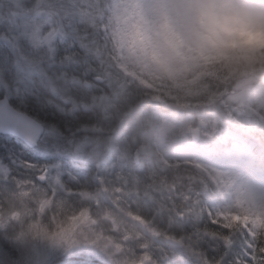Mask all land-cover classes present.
I'll return each instance as SVG.
<instances>
[{
    "label": "trees",
    "instance_id": "16d2710c",
    "mask_svg": "<svg viewBox=\"0 0 264 264\" xmlns=\"http://www.w3.org/2000/svg\"><path fill=\"white\" fill-rule=\"evenodd\" d=\"M113 1L54 0L52 8L58 14L56 19L63 20L59 25L60 32L55 40L54 55L47 74L51 80L63 82L60 87H63L62 91L69 102L64 103V97L60 93L52 92L49 83L43 78L21 72L16 75L14 69H10V74L8 71L10 65L2 66L1 61L0 95L6 89L13 97L18 93L23 95L25 90H29L32 96L38 97L37 99L30 97L28 106L19 110L47 121L62 134L58 141L52 140L51 145L54 147L64 146L65 140L89 138L95 143L102 142L105 146L111 143L113 150H120L122 138L128 136L130 161L121 162L117 157L111 160L114 164L107 167L106 170L109 171H104L96 177L98 183L100 181L102 185L100 190L105 194L107 201H100L96 208H90L86 203L83 206L86 208L83 212H86L94 226L92 228L95 235L98 236L99 233L113 240V246L119 249L117 256L122 264L138 262L140 254L145 256L151 254L149 260L153 264L181 262L201 264L205 256L218 257L223 252L219 243L211 239L220 235L219 231H213V226L207 224L208 216L201 217V207H197L201 205L205 213L211 211L213 217L219 215L223 220L224 216L219 213H224L227 207L221 197L224 195L218 187L219 180L212 177L208 170L193 159L174 160L178 164L173 167L166 166L165 163L171 161H168L162 148L160 120L151 116L146 119L142 113L155 103L166 106L170 111L184 114L191 124H199L203 132L212 135L211 137H215L217 141L221 138L222 132L228 131L242 136L245 144L250 145L257 152V156H264V122L257 118L261 110L258 109L255 100L247 103L230 99L236 92L235 88L213 89L214 91L206 98L189 97L179 100L172 99V94L166 96L164 90L149 91L148 88L140 86L138 80L142 78V72H137L134 68L142 59L124 52L123 56H119L118 46L120 45L123 51L125 48L114 39L113 31L109 27ZM66 55L74 56L75 59L65 60ZM118 63L124 64L128 73H122L117 66ZM257 68L264 70L259 66L247 68L241 74L245 76L239 77H250ZM262 74L264 75V71ZM85 81L89 83L87 87L84 85ZM2 85H7V88H2ZM46 99H52L61 108L69 109V114L65 115L54 106L45 105ZM73 108L78 110L79 119H74L70 114ZM142 109L143 112L138 119L139 127L135 128L132 122L128 130L126 122L134 112ZM206 119L210 123L206 124L204 122ZM67 123L71 124L72 131L67 129ZM10 139L17 143L19 156L24 159L22 163L32 161L40 165H49L54 159V153L53 157L48 153L41 155L21 140L14 137ZM5 140L6 136L0 135L1 154H3L1 143ZM128 163L134 167H141L135 178L131 176L130 171L125 173L128 170ZM175 181L176 185H172ZM162 187H166L165 194L159 192ZM134 192L139 193V201L132 196ZM183 195L188 201L182 200ZM1 196L0 209L3 201L4 210L6 207L12 210L15 220L18 221V218L25 215V219L17 224L21 235L34 230L35 226L39 227L38 207L30 204L35 199L40 202L39 197L31 195L21 200L17 196ZM160 203L163 204L162 207H159ZM63 204H68V209L75 208L73 210L76 213L68 215L62 213V217L69 220L82 210L80 205L76 207L78 204L74 201H63ZM232 206L240 211L238 209L240 206L236 204ZM163 207L166 208L165 212L162 211ZM4 210L0 212L2 221L7 220ZM55 214L54 217L61 215L57 212ZM248 220L249 218H246L244 222L247 223ZM41 224H46V221H41ZM148 233L155 235L150 237ZM166 238L176 239L180 243V248L168 245L165 242ZM243 240V234L236 236L235 252L243 251L241 248ZM217 248L220 250L215 251ZM185 255L186 260L183 259ZM226 259L230 260L231 255Z\"/></svg>",
    "mask_w": 264,
    "mask_h": 264
},
{
    "label": "rangeland",
    "instance_id": "374dc122",
    "mask_svg": "<svg viewBox=\"0 0 264 264\" xmlns=\"http://www.w3.org/2000/svg\"><path fill=\"white\" fill-rule=\"evenodd\" d=\"M182 3H184V0H114L109 27L113 31L114 39L124 45L125 51L122 50L120 45L118 46L119 51L128 55H137L139 59H142L140 49L151 45L155 37H161L170 42L179 41L181 30L189 22L191 14L187 9L169 7V5ZM52 7H54V0H0V61L2 66L10 65V68L8 67L10 74V69H14L16 75L21 72L32 77L43 78L49 83L52 92L60 93L64 100L69 102L62 91L63 87H60L63 82H55L47 74L54 55L55 40L60 32L59 25L63 20V18L56 19L58 14ZM117 66L122 73H128L124 64L121 63ZM255 67H258L255 59L249 57L246 67L235 70L237 77L234 88L236 92L230 96V99L249 103L255 100L258 109L261 110L257 118L264 122V75L262 74L264 70L257 68V71L252 72V75L247 78H242L245 75H241L247 68L252 69ZM86 84L89 85L86 82L85 87H87ZM138 84L146 89L148 88L146 81L142 78L138 80ZM1 87L6 89L7 85ZM213 91L212 88H209L203 98L208 97ZM250 111L254 113V111ZM142 112L143 109L142 111L137 110L128 119L126 122L128 130L132 122L135 128L139 127L140 121L138 119ZM142 114L146 119L151 116L160 120L162 148L168 161H171L165 163L166 166L173 167L178 164L174 160L182 159H193L201 165L204 163L214 166L203 165L212 177L215 178L214 174L217 172L216 174L221 180V186L218 184V187H220L221 194L224 195L221 197L226 202L225 206L227 207L224 213H219L224 216L223 220L233 226L247 227L254 239L258 237L264 240V156H257L253 153L251 147L245 144L242 136L228 133V131L221 134H230V138H222L223 142L217 141L218 146L221 148L218 149L223 151L222 153L218 152L217 148L195 153H177L170 147V138L181 142L184 133L189 134L191 130L197 131V139L204 136V139H208L212 135L203 132L199 124V126L191 124L184 114L170 111L166 106L157 103L146 109ZM207 120L204 122L206 124L210 123ZM149 122L151 123V119ZM201 122L199 121V123ZM56 133L59 132L52 127V134L47 138L42 137L43 143L37 151L41 155L42 153H48L50 157H53L54 153V159L50 162L49 167L45 168L47 169L46 172L51 170V176L56 180H59L60 174H62L63 182L69 185L75 194L64 196L63 199H58L55 204L52 203L51 197L45 201L42 193L36 195L35 197H39L41 203L38 202V199H35L30 204H33V207H38L39 227L35 226L34 230L28 231L26 235H21L16 225L18 229L17 241L28 252L29 264H108L105 257L87 247L69 253L53 250L54 238L70 240L77 237L90 238L106 246L111 257H113L114 264H122L117 256L119 249L113 246V240L99 233H97L98 236L95 235L92 228L93 224L86 212H83L86 211L83 206L86 203L90 208H96L100 201H107L105 194L100 190L102 185L100 181L98 183L96 177L104 171H109L106 170L107 167H112L114 163L112 164L111 160L117 157L121 162L130 161L131 152L128 150L130 145V143L127 144L128 136L122 138L120 150H113L111 143L105 146L104 143H95L89 138L70 141L62 138V140H65V145L54 147L51 143L60 139L56 136ZM1 145L3 154L0 153V198L1 195H6L9 197L17 196L21 200H25L31 195L24 192L23 188H20L18 194L16 188L23 183H28L35 173L22 166L24 165L22 163L24 159L19 156L18 145L10 139V136H6V140ZM123 145L126 146L123 147ZM16 165H19V167H15ZM140 168L128 163V170L125 173L130 171L131 176L135 178ZM10 172L14 174L13 179L16 176L20 177L15 185L11 182L7 185L4 184V181L9 179ZM172 185H176V181L172 182ZM159 192L165 194L166 187L160 188ZM138 195L139 193L135 192L132 194L134 198H138ZM187 199L184 197L182 200L188 201ZM137 200L139 201V198ZM63 201H74L78 204L76 207L80 205L82 210L78 211L75 217H69L72 218L70 224H61L60 227L55 229L50 228L48 226L50 221H58L64 218L62 213L67 215L76 213L73 210L75 208L70 207L68 209V204L64 205ZM232 204L240 206L238 207L240 211L234 208ZM162 206L163 204L160 203L159 207ZM4 207L5 204L2 201L0 212L4 210ZM6 208L8 209V207ZM165 210L166 208L163 207L162 211L165 212ZM56 212L57 214L61 213V215L54 217ZM246 218H249L247 223L244 222ZM24 219L25 215L18 218V221ZM41 221H46V224H41ZM7 224L8 219L2 221L0 216V228L5 227ZM148 234L150 237L155 235L154 233ZM0 251H3V249L0 248ZM150 255L140 254L139 261L142 257H147L148 259L144 260V264H153L149 260ZM185 257L186 255L183 256L184 260H186ZM253 259H255L254 255ZM180 264L189 263L181 262Z\"/></svg>",
    "mask_w": 264,
    "mask_h": 264
},
{
    "label": "clouds",
    "instance_id": "9594fccd",
    "mask_svg": "<svg viewBox=\"0 0 264 264\" xmlns=\"http://www.w3.org/2000/svg\"><path fill=\"white\" fill-rule=\"evenodd\" d=\"M169 7L189 10L190 20L179 41L155 37L140 49L142 61L134 70L142 72L149 91L164 90L179 100L203 98L209 88H234L235 70L246 67L249 57L264 68V0H184ZM170 147L187 154L219 146L215 137L184 133L181 142L170 138ZM70 222L63 218L48 226Z\"/></svg>",
    "mask_w": 264,
    "mask_h": 264
},
{
    "label": "snow or ice",
    "instance_id": "6c2138e0",
    "mask_svg": "<svg viewBox=\"0 0 264 264\" xmlns=\"http://www.w3.org/2000/svg\"><path fill=\"white\" fill-rule=\"evenodd\" d=\"M64 59L71 61L74 60L75 57L66 55ZM56 96L59 98L58 94H56ZM30 97L32 99L38 98L32 96L29 90H25L23 95L18 93L13 97L12 93L6 89L4 93L0 95V130L16 133L27 145L33 149L39 150L43 143L41 138H47L52 134V126L49 125L47 121L41 120L38 116L30 117L19 110V108L28 106ZM64 103H67V101H64ZM45 105L54 106L57 111L65 115L69 114V109L61 108V106L55 104L52 99H46ZM70 114L74 119H79L78 110L76 108L71 109ZM66 127L69 131L73 130L70 123H67ZM56 136L59 138L62 134L56 133ZM22 166L35 174L29 179L28 183H23L20 187L16 188L18 194L20 188H23L24 192L33 196L42 193L44 200L47 201L49 197H51L53 204H55L58 199H63L64 196L75 194L74 190L63 182L62 174H60V179L56 180L51 176V170H49V172L44 171L45 168L49 167L48 164L40 165L32 161H25ZM13 176L14 174L10 172L9 179L5 180L4 184L7 185L11 182L15 185L16 181L20 180V177L16 176L15 179H13ZM61 185L63 186L61 187ZM197 207H201V217L205 215L208 216L207 224L213 226V231H219L220 235L211 237V239L216 240L223 248V252L220 256L213 258L205 256L201 264H217V262L218 264H264V240L258 237L254 239L247 227L230 225L225 220L220 219L219 215L213 217L211 211L205 213L201 205H197ZM4 215L8 219V224L0 228V248L3 249V251H0V264H29L28 252L21 247L16 239L18 235L16 225L19 221L12 218L13 214L10 209H5ZM33 219H35V214ZM61 231H63V229H61ZM238 234H243L244 236V240L241 242L243 251L235 252L236 236ZM52 247L54 251L64 253L87 247L105 257L108 260V264H114L109 249L90 238L85 239L83 237H77L70 240L54 238ZM219 250V248L215 249V251ZM230 255L231 259H226ZM253 255L255 259H253ZM146 259L148 258L142 257L139 264H144V260Z\"/></svg>",
    "mask_w": 264,
    "mask_h": 264
},
{
    "label": "water",
    "instance_id": "95a60500",
    "mask_svg": "<svg viewBox=\"0 0 264 264\" xmlns=\"http://www.w3.org/2000/svg\"><path fill=\"white\" fill-rule=\"evenodd\" d=\"M27 115V114H26ZM29 116V115H28ZM0 134H3V135H10V136H13V137H17L18 139L22 140L24 143L25 141L19 136L17 135L16 133L12 132V131H4V130H0ZM191 135H194L195 138H196V132H192ZM26 144V143H25ZM27 145V144H26ZM29 146V145H27ZM166 243L170 244L171 246H174V247H178L179 246V243L175 240H172V239H166L165 240Z\"/></svg>",
    "mask_w": 264,
    "mask_h": 264
}]
</instances>
